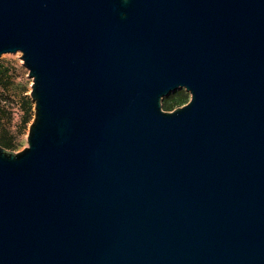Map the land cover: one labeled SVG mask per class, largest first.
<instances>
[{
  "label": "water",
  "instance_id": "95a60500",
  "mask_svg": "<svg viewBox=\"0 0 264 264\" xmlns=\"http://www.w3.org/2000/svg\"><path fill=\"white\" fill-rule=\"evenodd\" d=\"M16 52L0 264H264V0H0Z\"/></svg>",
  "mask_w": 264,
  "mask_h": 264
},
{
  "label": "rangeland",
  "instance_id": "374dc122",
  "mask_svg": "<svg viewBox=\"0 0 264 264\" xmlns=\"http://www.w3.org/2000/svg\"><path fill=\"white\" fill-rule=\"evenodd\" d=\"M21 53H6L0 56V139L13 145L14 153L22 151L26 146L28 125H22L24 115L22 102L29 99L32 81L28 70L20 58ZM190 100V95L184 89H178L163 97L162 109L171 111L182 107ZM31 101V100H30ZM180 101V102H179ZM34 105L33 101H31ZM170 106V108H166ZM171 109V110H167ZM33 118V108H32Z\"/></svg>",
  "mask_w": 264,
  "mask_h": 264
},
{
  "label": "trees",
  "instance_id": "16d2710c",
  "mask_svg": "<svg viewBox=\"0 0 264 264\" xmlns=\"http://www.w3.org/2000/svg\"><path fill=\"white\" fill-rule=\"evenodd\" d=\"M1 71H0V84H1ZM180 102V101H179ZM23 105V111H24V115H23V119H22V125L26 126L30 120L32 119V108H33V104L32 102L27 98L22 102ZM166 108H170V106H167ZM167 110H171V109H167ZM0 146H2L3 148L9 150L13 148V145L9 142H5L3 140L0 139Z\"/></svg>",
  "mask_w": 264,
  "mask_h": 264
}]
</instances>
